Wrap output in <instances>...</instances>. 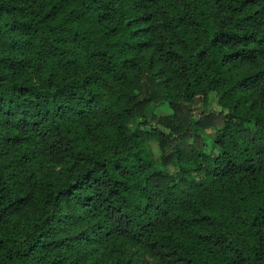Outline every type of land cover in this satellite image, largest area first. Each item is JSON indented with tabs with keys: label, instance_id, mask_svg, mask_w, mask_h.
I'll use <instances>...</instances> for the list:
<instances>
[{
	"label": "trees",
	"instance_id": "obj_1",
	"mask_svg": "<svg viewBox=\"0 0 264 264\" xmlns=\"http://www.w3.org/2000/svg\"><path fill=\"white\" fill-rule=\"evenodd\" d=\"M126 244L264 264V0H0V264H139Z\"/></svg>",
	"mask_w": 264,
	"mask_h": 264
},
{
	"label": "rangeland",
	"instance_id": "obj_2",
	"mask_svg": "<svg viewBox=\"0 0 264 264\" xmlns=\"http://www.w3.org/2000/svg\"><path fill=\"white\" fill-rule=\"evenodd\" d=\"M153 66L154 64L149 63V66L147 67V69L150 70L152 73H155V69ZM195 108H197L196 111H198L201 108V106L197 104ZM204 109L205 111L209 110V112L214 113V114L218 112V108L213 100L209 101L208 104L204 107ZM149 114H153L157 117H162V116L170 115L171 111L168 109L167 104L164 103L154 108L153 110L148 108L143 116L147 118ZM213 125L215 124L213 123ZM195 130L198 135L197 137H199L201 142L204 144V147L202 148V152H201V160L202 162H205L208 159V157L211 155V153H213L211 138L213 136L215 127L212 126L206 129H199L196 127ZM191 141L192 139H188L186 143L190 144ZM149 148L151 151V162L154 166L159 168L160 167L159 166V156H160L159 149L155 143H149ZM186 166H189V165H186ZM46 168H52V167H50L49 164H43L42 171H45ZM56 169L57 168H52V172L55 171ZM74 170H76V166H73V172ZM166 172L169 174H174L176 172V165L172 163L169 164L166 168ZM125 246L129 250V255H128L129 260H135L139 264H146V263L152 262L153 260L152 255L145 253L142 250L137 249L136 247L134 248L131 244H126Z\"/></svg>",
	"mask_w": 264,
	"mask_h": 264
}]
</instances>
